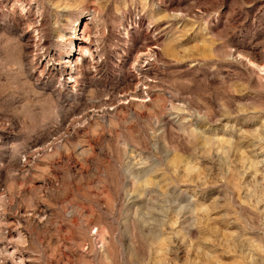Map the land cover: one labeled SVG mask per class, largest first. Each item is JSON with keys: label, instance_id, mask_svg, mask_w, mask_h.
I'll return each instance as SVG.
<instances>
[{"label": "rangeland", "instance_id": "rangeland-1", "mask_svg": "<svg viewBox=\"0 0 264 264\" xmlns=\"http://www.w3.org/2000/svg\"><path fill=\"white\" fill-rule=\"evenodd\" d=\"M0 264H264V0H0Z\"/></svg>", "mask_w": 264, "mask_h": 264}]
</instances>
